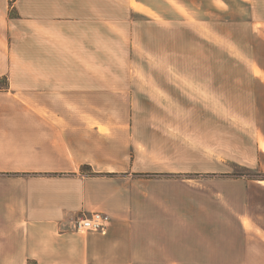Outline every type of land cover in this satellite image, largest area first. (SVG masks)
Masks as SVG:
<instances>
[{
  "label": "crops",
  "instance_id": "obj_1",
  "mask_svg": "<svg viewBox=\"0 0 264 264\" xmlns=\"http://www.w3.org/2000/svg\"><path fill=\"white\" fill-rule=\"evenodd\" d=\"M101 2L0 0V264H264L262 53L246 84L119 81ZM248 8L258 49L264 0ZM236 169L261 177L177 176ZM92 211L106 231H75Z\"/></svg>",
  "mask_w": 264,
  "mask_h": 264
},
{
  "label": "rangeland",
  "instance_id": "obj_2",
  "mask_svg": "<svg viewBox=\"0 0 264 264\" xmlns=\"http://www.w3.org/2000/svg\"><path fill=\"white\" fill-rule=\"evenodd\" d=\"M221 1L102 0L101 31L95 39L96 42L101 39L102 43V51H95L100 58L98 67L117 70L119 81L126 80L130 73L136 84L148 81L154 84L155 77L159 83L170 85L167 71L178 80L184 73L195 77L199 83L203 81L213 86L221 85L223 80L225 85L246 84L247 77L241 78L242 81L239 77L243 70L246 74L247 69L255 66V57L259 58L262 53L264 59V43L261 48H254L258 38L255 39L253 18L248 8L251 0H227L229 5H225V10L221 9ZM223 19L225 25L221 23ZM206 20H210L215 30L208 28ZM194 24L201 33L215 38L216 42L220 43L225 35V49L195 32ZM262 32L264 34V27ZM92 39L93 36L85 39L84 46L85 43L93 44ZM234 54L245 64L233 58ZM86 67H94L93 62L86 61ZM222 69L225 70V78ZM2 83L3 78L0 85ZM149 174L150 177L161 175ZM217 175L243 179L261 177L244 169L226 174L190 173L177 176L202 179Z\"/></svg>",
  "mask_w": 264,
  "mask_h": 264
},
{
  "label": "built area",
  "instance_id": "obj_3",
  "mask_svg": "<svg viewBox=\"0 0 264 264\" xmlns=\"http://www.w3.org/2000/svg\"><path fill=\"white\" fill-rule=\"evenodd\" d=\"M12 2L16 0H11ZM110 222V217L103 211L82 213L73 220V229L77 232L90 231L105 232Z\"/></svg>",
  "mask_w": 264,
  "mask_h": 264
},
{
  "label": "trees",
  "instance_id": "obj_4",
  "mask_svg": "<svg viewBox=\"0 0 264 264\" xmlns=\"http://www.w3.org/2000/svg\"><path fill=\"white\" fill-rule=\"evenodd\" d=\"M83 170H85L89 175H95V174H98V173H96V172H93V170H92V168L91 167H89L88 165H86L85 167H83ZM157 174V173H156ZM149 175H155V173L154 174H149Z\"/></svg>",
  "mask_w": 264,
  "mask_h": 264
}]
</instances>
